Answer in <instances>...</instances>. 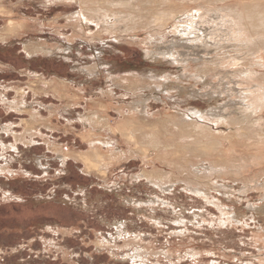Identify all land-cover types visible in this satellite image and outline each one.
I'll use <instances>...</instances> for the list:
<instances>
[{
	"label": "rangeland",
	"instance_id": "obj_1",
	"mask_svg": "<svg viewBox=\"0 0 264 264\" xmlns=\"http://www.w3.org/2000/svg\"><path fill=\"white\" fill-rule=\"evenodd\" d=\"M210 2L218 8L214 0ZM250 3L244 0L241 5L247 8ZM81 5L75 0H0V7L6 11L0 13V33H6L11 16L29 22V26H20V36L8 41L0 37V264H264V187H260L264 178L244 183L230 174L207 180L208 184L191 177L186 184L182 181L186 180L185 168L196 162L190 161L197 155L150 151L144 156L124 137L115 146L116 156H121L109 164L107 175L85 169L79 158V153H90L84 132L96 130L102 134L95 137L110 140L109 132L99 130L107 125L106 113L110 112V123L115 124L122 113L132 111L134 102L142 100L141 89L153 84L135 85L124 80L119 85L112 77L159 72L162 81L180 84L186 67L192 73L196 66L203 69L205 63L191 61L189 65L170 55L160 61L148 57L149 44L142 41L149 35L145 30L117 37L103 31L95 37L100 24L81 19L82 32H77L71 26L78 23L73 17ZM158 11L160 8L153 6L143 13ZM35 43L50 46L54 52L32 54L25 45L36 48ZM230 53L251 59L253 68L264 64L259 56L247 55L245 50ZM201 55L193 57L201 59ZM204 56L210 59L214 54ZM235 67L228 65L226 70ZM88 68H94V73L86 71ZM39 76L68 81L69 88L62 91L66 95L45 92L47 87L39 82ZM140 76L141 81H147L146 75ZM218 82L222 89H216L232 94H237L235 87H243L226 79ZM34 84L40 93L31 90ZM202 84L196 88L203 90ZM18 89H22L20 94ZM172 93H153L140 107L146 104L150 117L180 108L190 118L192 108L205 110L228 100L226 96L211 99ZM22 94H26L25 100ZM14 99L30 105L32 113L44 119L35 134L25 140L16 141L15 136L24 133V120L30 121L31 114L18 111L23 107L20 101L15 110L10 105ZM119 107L124 108L121 111ZM89 113L97 123L86 121ZM200 121L215 131L230 130L225 123ZM158 134L164 138V130ZM152 137L150 133L142 139ZM257 140L251 141L256 143V152L264 156V136ZM146 168L154 174L149 177L152 181L142 175ZM157 169L174 172L168 179L173 185L168 189L164 179L153 182Z\"/></svg>",
	"mask_w": 264,
	"mask_h": 264
},
{
	"label": "bare ground",
	"instance_id": "obj_2",
	"mask_svg": "<svg viewBox=\"0 0 264 264\" xmlns=\"http://www.w3.org/2000/svg\"><path fill=\"white\" fill-rule=\"evenodd\" d=\"M75 1L82 4V9L73 17L74 21L78 23H72L71 26H74L73 29H76L77 32H82L79 24L81 19L95 21L100 24L97 34L93 33L95 37L101 36L103 31L115 33L117 37L123 34L127 36L137 34V32L145 30L149 35L142 41L149 44L148 57L160 61L162 57L170 55L173 59L189 65L192 63L191 61L205 63L203 69H199L196 66V70L192 73L190 72L191 68H188L189 66L186 67L185 73L179 78L181 80H178L182 85L168 79L162 81L159 72L124 73L112 77V80L119 85L124 80H131L135 85H139L140 83L153 84H147V86L141 89L143 91L142 100L134 102L131 107L132 111L127 114L122 113V116L116 120L115 124L112 125L110 123V112L106 113L105 121L107 125L99 130L109 132L112 140L106 141L95 137V135L102 134V132H97L96 130L95 132L90 130L88 133L87 129L84 132L90 146V153H79V158L84 161L86 167L84 168L87 171L107 175L109 164L116 157L121 156V153L116 156L115 146L120 143V137H124L130 146H134L133 150L142 151L144 156L150 151H154L155 153L163 151L178 153L179 151H183L197 155L199 158L196 157L190 161L196 160V162L192 166L189 164L185 168L186 180L182 181L186 184H188L187 182L190 181L191 177L200 178L198 182L200 184H205L206 182L208 184V181L210 182L213 178H220V176L230 174L235 178H240L244 183L248 181L257 183L260 181V178H264V156H261L258 150L256 152V143L251 141H258V136H264V71L258 70L259 68H264V64L256 65L253 68V65H249L252 61L251 59L242 58L243 55L241 54L230 53L233 50H245V54L259 56V60L264 61V8L257 9V7L264 5V0H251L250 7L247 8L241 5V3H244V0H238L239 2L235 0H214L219 11L210 6L212 5L211 0H178V2H174L173 0ZM104 4H107L109 8H105ZM153 6H156L158 9L160 8V11L151 15L143 13L145 9H151ZM1 12L3 14L6 13L5 8H2V6L0 7ZM20 20L23 22L17 21L16 17H9L4 29L6 33H0L2 35L0 36L2 37L1 40L8 41L7 38L21 35L20 26H29V22L27 23L25 19ZM56 20L58 21V19ZM82 26L84 27L83 24ZM200 31L201 34L199 33ZM176 35H180V39H177ZM35 44L36 48L29 46V44L25 45L27 50L32 54L54 52L50 46L41 43ZM205 52L213 53L214 57L206 59L204 55L207 53ZM200 54H202L201 59L193 57ZM187 57L196 60H189ZM228 65H235L236 67L234 70H226ZM93 69L88 68L86 71L94 73ZM140 75H146L145 80L147 81H141L142 77ZM221 79L228 80V83L234 81L243 87L238 89L235 87L237 94L218 90L216 88H220L218 81ZM192 81L195 82L191 83ZM39 82H43V87H47L45 88L47 89L45 92H54L61 96L66 95L62 91H67V88L70 86L67 83L68 81L66 82L64 79L57 78L48 79L40 77ZM200 82L203 83V90L196 88V85ZM185 84H189V86ZM34 85V87L30 86L31 90L40 93L37 91V85ZM22 89L25 91V88ZM21 90H17L18 94H20ZM171 92L193 97H198L199 95L203 96V98L207 97L211 99L219 96H223L225 99L226 96L228 100L224 103H217L216 107L205 110L203 108H192V112L189 114L190 118H186L187 114L185 116L184 113H181L180 108L176 111L167 109L159 112L156 117H150L147 115L149 110H147L146 104L142 106L144 108L140 107L141 104L149 100L153 93L170 94ZM18 94L17 97H20ZM26 94L21 95L22 100H25L23 98H25ZM234 95L236 97H233ZM18 101L20 100L14 99L10 101V105L15 110L17 109L15 104ZM20 102L23 107L18 109V111L30 112L31 120H24L25 131L15 136L16 141L25 140L28 135H34L37 127L41 125V121H44L37 113H32L33 109L30 105L25 104L23 101ZM123 108L119 107L118 109L122 111ZM67 109L68 107H65L63 110L66 112ZM107 109L109 110L110 107ZM122 119L123 121L120 123ZM141 119H144V121H138ZM200 120H210V122H215L216 125L225 123L230 130L228 132L215 131L213 126L202 123ZM86 121L90 123L98 122L97 118L90 113L86 115ZM45 123H49V121H45ZM149 128L157 129L147 131ZM161 130H164V138L158 134L161 133ZM150 133L153 135L150 140L142 139L143 135H149ZM16 145L17 143L11 144V146ZM103 146H106L105 149H103ZM214 157L218 159H212ZM261 164L263 166L259 167ZM173 174L174 172L172 171L166 172L165 170L157 169V176L153 182L161 183V180L164 179V185H167L166 188L168 189L173 185V183L168 184V179ZM142 175L150 179L149 177L154 174L146 168L143 170ZM261 182L260 187H264V180H261ZM198 192L205 193L204 191Z\"/></svg>",
	"mask_w": 264,
	"mask_h": 264
}]
</instances>
